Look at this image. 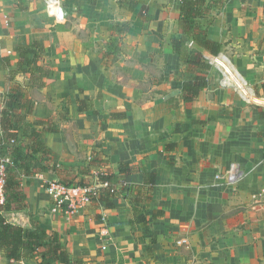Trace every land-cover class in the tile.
I'll return each instance as SVG.
<instances>
[{"label":"crops","instance_id":"crops-1","mask_svg":"<svg viewBox=\"0 0 264 264\" xmlns=\"http://www.w3.org/2000/svg\"><path fill=\"white\" fill-rule=\"evenodd\" d=\"M18 1L0 0V55H10L11 70L20 59L16 44H45L41 63L52 70L46 87L30 89L35 105L28 119L47 124L37 126L40 144L25 137L24 145L30 153L26 144L35 147L46 166L33 168L32 159L31 174L20 177L27 206L4 216L58 231L67 250L89 264H264V0L200 3L197 24L224 48L218 56L205 51L208 87L190 102L182 96L186 66L173 46L182 0H137L133 11L118 0L86 2L90 19L105 20L110 31L106 58L83 23H58L45 5L58 26L43 31L34 7ZM8 70L0 69V110ZM122 162L156 173L155 185L144 184L141 171L120 175L129 185L120 196L75 212L54 207L43 185L68 165L93 180L119 174ZM0 258L1 264H37Z\"/></svg>","mask_w":264,"mask_h":264},{"label":"trees","instance_id":"trees-1","mask_svg":"<svg viewBox=\"0 0 264 264\" xmlns=\"http://www.w3.org/2000/svg\"><path fill=\"white\" fill-rule=\"evenodd\" d=\"M203 1L205 0H182L179 19L182 29L180 35L173 39L174 49L185 64L188 73L182 85V96L186 102L196 100L208 87L207 73L211 64L205 56V51L218 56L224 48L221 42L211 39L207 29L197 24L195 20L201 13L200 3ZM118 3L131 11L135 10L138 4L137 0H118ZM13 49L20 56L15 69L8 70L12 65L10 55H0V69L8 70L6 82L10 86L5 96L4 107L0 110V127L6 133L0 136V155H10L12 159V163L6 168L5 201L0 203V253L12 261L29 259L37 264H89L84 258L74 256L67 250L60 240L58 231H49L35 219H32V225L25 226L11 222L4 216L5 211L20 210L27 206L26 194L20 186V177L21 174H31V162L34 161L32 159H35L33 168L38 164L41 167L46 166L44 162L39 163L40 161L34 156L37 150L35 147L32 148L31 145L26 144L32 149V153L29 149H25L24 138L41 143V131L37 129V126H45L47 121L28 119L35 105L30 89L46 87L52 70L48 63H41L46 54V47L42 40L16 44ZM18 74L25 77L23 82L17 80ZM86 102L88 104V101H80V107ZM124 116V113L112 115V117L121 118ZM11 139H15V142L11 143ZM51 167L54 168L55 165ZM119 170V174H99L102 180L120 185L115 193L103 191L100 200L118 197L125 188L129 187L120 175L141 171L144 175V184H150L153 187L156 183V173L146 171L140 164L132 165L122 162ZM91 181L77 184H87Z\"/></svg>","mask_w":264,"mask_h":264},{"label":"built area","instance_id":"built-area-1","mask_svg":"<svg viewBox=\"0 0 264 264\" xmlns=\"http://www.w3.org/2000/svg\"><path fill=\"white\" fill-rule=\"evenodd\" d=\"M48 14L58 23L66 22L65 10L61 0H45ZM228 77L222 79V83L226 84ZM15 139H11L14 143ZM12 163L10 155H0V203L5 201V177L8 164ZM238 169L233 166L229 173V179H236ZM126 184V183H125ZM46 191L51 199L54 207L63 208L67 212H75L95 200H100L103 191L108 190L115 193L120 185L111 184L108 180H102L99 174L95 179L87 184L66 183L57 179L46 181Z\"/></svg>","mask_w":264,"mask_h":264},{"label":"rangeland","instance_id":"rangeland-1","mask_svg":"<svg viewBox=\"0 0 264 264\" xmlns=\"http://www.w3.org/2000/svg\"><path fill=\"white\" fill-rule=\"evenodd\" d=\"M39 1H40V6H37L36 4L32 3L33 0H19L18 2H20L19 5H21V6L26 5V7H28L27 9H29L30 6L34 7V11L38 14L36 16V19L38 18L39 20H42L44 23V25L41 26L43 31H48V32L52 33V31L58 25L53 23L51 21V19L47 16V12H45V5H46L45 0H39ZM61 1H62L63 8L65 10L66 19L67 18L69 19V23H71L72 25L76 21H78L80 24L83 23L82 25H84V29L89 30L91 32L90 34L95 36L96 39H98L97 41H99V43H100L97 46H95L97 52L103 53L104 57L106 58V40L109 39V34H110V31L106 30V21L105 20L100 21L97 18H96L97 20H95V19L91 20L90 18L93 17L92 15L94 13H89L87 10H85V7L87 6L86 2L91 3V6H94V3L96 4V2H95L96 0H61ZM35 5L37 7H35ZM101 7H102V5H101ZM87 14H89L88 20H85L84 22H80L81 20H78L81 17L87 16ZM81 15H83V16H81ZM124 21H126V20H124ZM124 34H125L124 32L118 34L119 37H122L121 40L126 39L127 35H124ZM116 39H119V38L116 36ZM127 45H128V42H126L124 47L126 48ZM210 59H212V61H215L213 57ZM44 60L49 61L51 63L50 56L46 55L44 57ZM112 62H113V60H111V63ZM104 65H106V60H104ZM155 66L157 67V70L161 71L162 62H161L159 56L156 58ZM117 69L115 68V70H117ZM123 72L124 71H122V70H118L116 74H117V76H122ZM161 74H162V76H164V73H161ZM124 76H125L124 79H126L127 78L126 74ZM238 79H239V84L241 86L246 87L245 82L241 78H238ZM18 80L22 81L20 79H18ZM161 84H162V82H160L156 85L160 86ZM153 86H150L149 83L146 85V87L154 88ZM38 97H40V94H38V92H35L34 98L38 99ZM41 97H42V95H41ZM76 168H77L76 166H69V165L66 166L65 168H63V170H61L62 173L60 175V178H56V179L63 181V182H74V183H83V182H86V180L87 181L90 180L91 177L84 176V175L81 176L80 173L75 175V173L79 169V168L78 169H76ZM51 180H53V179H46L45 178L43 180V185L45 186L46 181H51ZM45 189H46V187H45ZM1 261H2V259L0 258V264L2 263Z\"/></svg>","mask_w":264,"mask_h":264}]
</instances>
